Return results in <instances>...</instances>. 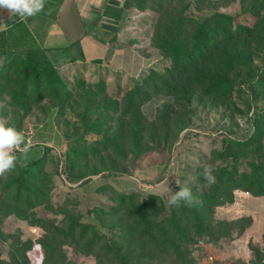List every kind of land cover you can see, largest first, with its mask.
I'll return each instance as SVG.
<instances>
[{
    "label": "rangeland",
    "instance_id": "obj_1",
    "mask_svg": "<svg viewBox=\"0 0 264 264\" xmlns=\"http://www.w3.org/2000/svg\"><path fill=\"white\" fill-rule=\"evenodd\" d=\"M260 1L257 15L247 9L256 0H135L126 8L114 61L72 69L64 77L68 92L60 90L56 97L40 89L43 100L38 105V93L31 90L28 101L14 97L16 66L7 76L0 75V118L8 126L20 125L26 135L55 108L63 134L61 158L48 157L42 170L53 183L52 205L20 206L2 189L15 170L0 176V264H118L110 245L128 264H264V196L249 192L244 197L245 188L220 189L222 197L205 206L169 204L171 195L183 187L199 201L215 193L225 170L253 176L257 172L264 179V86L257 84L264 75V0ZM215 13L234 17L232 39H221L220 44L238 48L247 60L233 70L240 77L228 100L186 88L187 77L177 78L158 43L177 27L181 31L176 33L190 40L195 24L210 25ZM237 27L249 30V38L236 36ZM211 61L204 66L212 67ZM65 161L70 176L82 179L67 180ZM206 165L214 168L216 183L211 186L203 177ZM156 168L162 178L157 194L194 244L177 243L176 251L170 247V231L156 224L159 203L150 217L152 237L129 215L138 201L119 207L116 198L105 203L110 193L106 199L96 198L95 205L105 214L98 209L88 212L93 208L90 197L63 204L77 185L91 178L94 185L103 177H131L137 184V174H144L136 190L146 194L155 185ZM193 210L203 219L200 233L186 216ZM65 218L91 225L83 240L77 233L67 236ZM89 241L94 245L84 253ZM240 244L245 252L238 250Z\"/></svg>",
    "mask_w": 264,
    "mask_h": 264
},
{
    "label": "trees",
    "instance_id": "obj_2",
    "mask_svg": "<svg viewBox=\"0 0 264 264\" xmlns=\"http://www.w3.org/2000/svg\"><path fill=\"white\" fill-rule=\"evenodd\" d=\"M133 1L135 0H126L125 7L127 8ZM260 4L261 1L256 0L247 9L253 14L258 15ZM233 20V16L215 13L210 17V25L195 24L190 40L181 36L179 32L176 33V31H181L180 27L172 30L170 35L165 38L158 40L159 48L167 54L174 65V72H176L177 78L187 77L186 88L189 89L190 86L197 87L205 95L214 96L223 100L231 98L237 83L235 78L238 75L240 77L239 73L233 75V70L241 64L244 65L247 61L243 51H240L236 47L227 49L222 43L220 44L221 39L223 41H230L232 39ZM236 30V33H234L236 36L242 33L244 34L243 38H249V30L240 27H237ZM211 60H214V65L212 67H205L204 64ZM14 66L17 67L15 70L16 79L13 82L16 86L14 92L16 99L20 98L22 101H28L30 94L27 91L31 90L30 92L33 94L38 93V100L35 102L38 105L43 100V97L39 94L40 89L56 97L60 90L68 92L64 77L51 64L45 52L41 49L29 48L20 53H13L6 56L4 60L0 61V75L7 76L10 68ZM257 84L264 86V75L258 79ZM177 86H179V83H177ZM147 101H149V98L145 100V102ZM52 110H55V108H50L44 113V120ZM57 117L58 112L56 111L55 120ZM14 128L21 132L20 125ZM57 154L61 158V154L53 147H45L43 155L37 160L29 161L23 165L16 161L14 168L15 175L10 177L4 184L3 191L12 198L14 197L19 202V205L26 209H33L34 207L42 205H52L51 188L53 187V183L51 182L52 180H48L43 176L42 170L46 159ZM258 167L255 166L254 168L256 169ZM63 171L70 183H76L82 179L70 176L68 161L63 163ZM161 181L162 178L159 172L157 179L153 183L158 184ZM217 183V191L200 200L201 203L199 206H205L215 199H220L222 197L221 191H219L220 189L233 191L237 188H245L254 197L264 196V179L259 177L257 172L253 176L246 171L238 172L234 170L230 172L229 170H225L224 174L218 178ZM39 186L40 188L37 189ZM97 192L110 193L112 198H107L105 203L112 202L116 198L120 202L119 207H124L129 202L138 201L136 206L130 209L129 215L138 219L137 226L143 229V233L147 237H152L153 225L151 224L150 217L151 213L156 210L157 203H159L160 212L155 214L156 224L164 225L170 231L172 235V240L169 241L170 247L176 251L178 249L177 243L185 242L188 245L194 244L193 240H190L186 230L180 226V220L176 217L173 209L165 205L160 194L148 192L146 195L140 191L121 194L115 192L109 186H102L97 189ZM75 199L78 198L74 196L67 198L63 201L64 206H69L70 202H74ZM93 209H98L103 214L106 213L101 206L97 205L89 209L88 212ZM186 216L188 219L192 218L194 220L196 230L200 233L203 222L202 217L196 214V210L191 211ZM64 221L68 223V237H72L77 233L83 240L88 229L91 227L90 224L73 218H65ZM93 245V241L85 244L83 246L84 253H89ZM108 250L114 252L118 264H128L127 259L120 254L118 248L110 245Z\"/></svg>",
    "mask_w": 264,
    "mask_h": 264
},
{
    "label": "crops",
    "instance_id": "obj_3",
    "mask_svg": "<svg viewBox=\"0 0 264 264\" xmlns=\"http://www.w3.org/2000/svg\"><path fill=\"white\" fill-rule=\"evenodd\" d=\"M118 0H44L43 10L32 16L11 13L0 9V61L13 53L29 48H38L45 52L51 64L63 76L82 65L108 64L119 53L118 27L121 12ZM126 3V0H125ZM124 3V9L126 10ZM55 110L41 123L31 125L25 137L26 150L14 155L21 165L39 159L45 147L59 151L63 146V136L56 120ZM25 145L21 148L24 149ZM143 173V171L141 170ZM156 168L154 175H158ZM137 174L131 177H103L96 185L93 179L80 183L72 193L81 199L90 197L92 206L96 198L108 197L109 193H98L97 189L109 186L115 192L128 193L141 188V178ZM155 184L149 192L157 193ZM90 208V207H89Z\"/></svg>",
    "mask_w": 264,
    "mask_h": 264
},
{
    "label": "clouds",
    "instance_id": "obj_4",
    "mask_svg": "<svg viewBox=\"0 0 264 264\" xmlns=\"http://www.w3.org/2000/svg\"><path fill=\"white\" fill-rule=\"evenodd\" d=\"M43 7L44 0H0V9H6L11 13H18L22 18L34 15L43 10ZM22 145H25L24 149L21 148ZM26 149L27 145L25 144L24 134L16 128L8 126L4 119L0 118V176L15 168L17 158L14 153ZM213 172L214 168L212 166L206 165L204 167L203 177L206 186L216 183V177L213 175ZM181 202L189 207L201 203L187 187L179 188V191L174 192L169 200L170 206L175 207H179Z\"/></svg>",
    "mask_w": 264,
    "mask_h": 264
},
{
    "label": "water",
    "instance_id": "obj_5",
    "mask_svg": "<svg viewBox=\"0 0 264 264\" xmlns=\"http://www.w3.org/2000/svg\"><path fill=\"white\" fill-rule=\"evenodd\" d=\"M124 3H125V0H118V2H117V7L119 8V10L121 12L120 18L118 20L119 21L118 27H122L124 20H125L126 10L124 9Z\"/></svg>",
    "mask_w": 264,
    "mask_h": 264
},
{
    "label": "built area",
    "instance_id": "obj_6",
    "mask_svg": "<svg viewBox=\"0 0 264 264\" xmlns=\"http://www.w3.org/2000/svg\"><path fill=\"white\" fill-rule=\"evenodd\" d=\"M242 194H243L244 197H246V196L249 195V192H247V191H243ZM238 250H239L240 252H245V251H246L245 247H243L241 244L238 245ZM209 259H210V260H213L212 257H210Z\"/></svg>",
    "mask_w": 264,
    "mask_h": 264
}]
</instances>
